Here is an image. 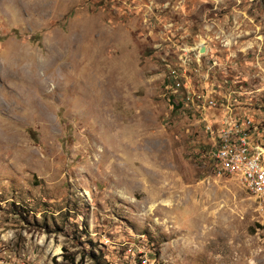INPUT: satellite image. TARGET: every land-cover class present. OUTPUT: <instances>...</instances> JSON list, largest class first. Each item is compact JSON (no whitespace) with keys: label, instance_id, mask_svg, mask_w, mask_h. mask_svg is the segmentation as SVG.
<instances>
[{"label":"rangeland","instance_id":"374dc122","mask_svg":"<svg viewBox=\"0 0 264 264\" xmlns=\"http://www.w3.org/2000/svg\"><path fill=\"white\" fill-rule=\"evenodd\" d=\"M228 109L264 148V0H0V264H264Z\"/></svg>","mask_w":264,"mask_h":264},{"label":"built area","instance_id":"2783aa9c","mask_svg":"<svg viewBox=\"0 0 264 264\" xmlns=\"http://www.w3.org/2000/svg\"><path fill=\"white\" fill-rule=\"evenodd\" d=\"M168 83L176 92L186 87L176 70H172ZM195 96V91L188 90L177 104L198 102L200 98ZM226 115L227 119L219 123L208 121L206 129L210 138L203 157L209 159L219 173L238 177L264 211V148L252 140L256 127L232 109H228ZM139 263L156 264V261L145 254Z\"/></svg>","mask_w":264,"mask_h":264},{"label":"trees","instance_id":"16d2710c","mask_svg":"<svg viewBox=\"0 0 264 264\" xmlns=\"http://www.w3.org/2000/svg\"><path fill=\"white\" fill-rule=\"evenodd\" d=\"M36 38H37V37H34L33 40H36ZM180 105H181V103H180ZM177 106H179V105H177Z\"/></svg>","mask_w":264,"mask_h":264},{"label":"water","instance_id":"95a60500","mask_svg":"<svg viewBox=\"0 0 264 264\" xmlns=\"http://www.w3.org/2000/svg\"><path fill=\"white\" fill-rule=\"evenodd\" d=\"M201 51H205V49L204 48H202V50Z\"/></svg>","mask_w":264,"mask_h":264},{"label":"bare ground","instance_id":"6f19581e","mask_svg":"<svg viewBox=\"0 0 264 264\" xmlns=\"http://www.w3.org/2000/svg\"><path fill=\"white\" fill-rule=\"evenodd\" d=\"M59 250H60V248H59Z\"/></svg>","mask_w":264,"mask_h":264}]
</instances>
